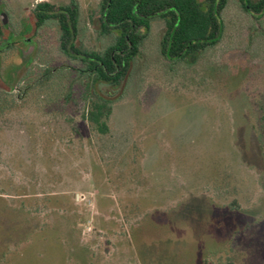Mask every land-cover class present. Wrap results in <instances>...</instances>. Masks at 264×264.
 Returning <instances> with one entry per match:
<instances>
[{"label": "rangeland", "instance_id": "obj_1", "mask_svg": "<svg viewBox=\"0 0 264 264\" xmlns=\"http://www.w3.org/2000/svg\"><path fill=\"white\" fill-rule=\"evenodd\" d=\"M39 1L0 0V264H264V14L227 0L219 42L184 61L154 17L112 87L54 20L31 36ZM48 1L77 4L80 49L109 44L101 0ZM99 94L106 134L83 118Z\"/></svg>", "mask_w": 264, "mask_h": 264}, {"label": "trees", "instance_id": "obj_2", "mask_svg": "<svg viewBox=\"0 0 264 264\" xmlns=\"http://www.w3.org/2000/svg\"><path fill=\"white\" fill-rule=\"evenodd\" d=\"M238 1L243 10L254 18L264 14V0ZM226 3L227 0H101L99 32L112 35V38L106 47L97 51L80 49L75 43L79 24L77 4L71 2L56 6L48 0H41L31 10L30 32L35 36L48 20H54L59 31L61 52L84 63L83 68L75 70L92 74L94 83L118 87L131 72L152 18L164 20L160 54L165 59H195L201 51L215 46L221 39V12ZM1 29L0 23V37L3 35ZM114 100L110 94H99L89 102L83 114V118L100 134L109 131L108 120ZM6 107L7 103H0V110Z\"/></svg>", "mask_w": 264, "mask_h": 264}, {"label": "water", "instance_id": "obj_3", "mask_svg": "<svg viewBox=\"0 0 264 264\" xmlns=\"http://www.w3.org/2000/svg\"><path fill=\"white\" fill-rule=\"evenodd\" d=\"M3 17H2V22L4 23L5 21H6V18H5V16H4V14L2 13L1 14Z\"/></svg>", "mask_w": 264, "mask_h": 264}]
</instances>
